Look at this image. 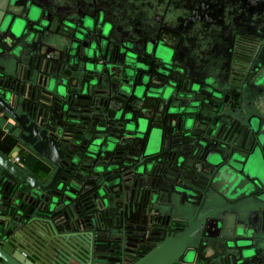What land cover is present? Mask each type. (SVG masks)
<instances>
[{
	"label": "water",
	"instance_id": "95a60500",
	"mask_svg": "<svg viewBox=\"0 0 264 264\" xmlns=\"http://www.w3.org/2000/svg\"><path fill=\"white\" fill-rule=\"evenodd\" d=\"M13 8L11 0H0V30L19 37ZM47 16L28 12L24 20L34 30ZM82 27L92 44L66 62L59 63L61 49L75 46L63 37L56 47L37 43L26 56L0 53V109L20 129L19 140L50 167L32 174L0 152V263L264 264V121L234 108L224 96L225 83L179 66L165 47L155 55L159 63L151 59L149 67L130 55L132 73L121 68L119 53H108L107 42L116 43L111 28L103 24L97 32L88 20ZM21 62L28 66L24 75L14 70ZM175 63V83L162 79ZM136 74L139 84L133 85ZM110 77L123 85L111 88ZM102 83L114 97L98 109L93 99L78 110L82 116L98 113L94 120L102 125L91 132L72 129V122L78 126L72 117L55 124L53 110L37 125L11 109L31 95L49 105L57 98L83 103L107 93L99 89ZM254 83L264 87V72ZM156 135L142 164L112 162L117 149L133 151V140ZM179 194L188 200L182 210L164 213ZM132 217L146 225L133 227ZM138 228L142 233L133 234Z\"/></svg>",
	"mask_w": 264,
	"mask_h": 264
},
{
	"label": "flooded vegetation",
	"instance_id": "af4514ba",
	"mask_svg": "<svg viewBox=\"0 0 264 264\" xmlns=\"http://www.w3.org/2000/svg\"><path fill=\"white\" fill-rule=\"evenodd\" d=\"M11 2L14 4L15 13L11 19L14 26L17 24V28L22 30L19 37L14 36L9 30L6 32L0 30V53L5 56H9L10 52L19 51L26 56V53H29L39 42L46 44L45 47H56L63 37L67 39L69 45L75 46L73 50L70 46L61 49L65 51L59 55L61 58L59 63L66 62L68 59H74L73 51L78 53L92 44L91 37L82 32V23L86 20L96 23L97 32H100L104 24L111 28L116 41V43L107 42V48L111 46L108 53L112 50L115 58L117 53L120 54L122 69L134 72L131 70L135 69L134 65L127 62L130 55L134 58V63L149 67L153 59L154 65H157L159 62L155 55L160 47H165L168 52L177 55L176 61L179 66H188L195 75L213 74L215 80L220 79L221 83H225L224 90L227 92L224 96H228V101H233L234 108L238 109L242 106L249 112L248 117L255 116L264 121V87L254 83L264 72V0H11ZM28 12L34 13L37 17L39 15L43 17L44 13L50 16H47L38 28L30 30V27H27L30 26L29 22L24 20ZM29 32L32 35L26 39L30 36ZM47 34H53V39L47 40L45 37ZM94 38L98 39V35ZM102 59L106 64V54ZM97 63L101 64L102 60ZM10 68L13 70L12 64ZM15 69L24 75L28 66L25 62H21L20 65L14 66ZM177 69L179 67L176 63L171 65L166 69L167 75L161 78L175 83ZM151 71L153 72L150 73V80L155 81L154 66ZM137 78L136 74L132 81L133 85L139 84ZM244 81L246 83L243 85ZM108 84L115 90L118 85H123L119 77H110ZM106 85L102 83L99 87L107 92L105 95L88 96L90 98L83 100V103L71 101L67 103L57 98L56 102L49 105L42 96L38 95L33 99L31 95L26 96L21 105L13 102L11 109L17 116H23L36 124L53 110L54 114H50L49 118H54L55 124L63 123L66 116L72 117L74 118L72 120L78 123L76 126L75 122H72V129L80 126L86 127L85 133L91 132L94 130V125H102L94 120L98 117V113L82 116L78 110L88 108L87 104L93 99L98 109L102 101L114 97L109 85ZM208 100L214 105L211 97ZM180 101L186 102V100ZM132 105L135 106L134 103ZM91 106L94 107V102ZM162 106H164L163 102ZM0 122L3 123L7 135L14 140L10 148L32 152L42 163L39 169L42 172L38 175H42L43 172L48 173L44 171L50 168L48 163L19 140V136L22 135L20 129L10 115L1 109ZM76 132L82 133L84 130L77 129ZM157 140V135L156 138L147 136L137 138L133 140V151L129 148L131 146L117 149L113 154L112 162L129 163L130 160L140 159L139 164H142L145 160L142 159V155L146 144L152 142L157 144ZM19 161L20 159L15 162L20 164ZM191 181L190 176L184 177L186 185ZM164 199L167 201V198ZM187 201V196L183 194L172 195L169 199V207L164 209V213L169 212L170 209L181 211ZM129 224L133 227H142L146 225V221L132 217ZM132 232L142 233L139 228Z\"/></svg>",
	"mask_w": 264,
	"mask_h": 264
},
{
	"label": "crops",
	"instance_id": "0c3cea01",
	"mask_svg": "<svg viewBox=\"0 0 264 264\" xmlns=\"http://www.w3.org/2000/svg\"><path fill=\"white\" fill-rule=\"evenodd\" d=\"M3 123L0 122V152L6 156H9L11 159L18 158L20 159L19 163L30 173L32 174H41L42 167L41 161L30 151L17 148L11 149L10 145L14 142L13 138L4 131ZM49 172V169L44 170ZM44 174V172H43Z\"/></svg>",
	"mask_w": 264,
	"mask_h": 264
},
{
	"label": "built area",
	"instance_id": "2783aa9c",
	"mask_svg": "<svg viewBox=\"0 0 264 264\" xmlns=\"http://www.w3.org/2000/svg\"><path fill=\"white\" fill-rule=\"evenodd\" d=\"M18 160H19L18 158H15V159H14V161H16V162H18ZM0 264H1V263H0Z\"/></svg>",
	"mask_w": 264,
	"mask_h": 264
}]
</instances>
